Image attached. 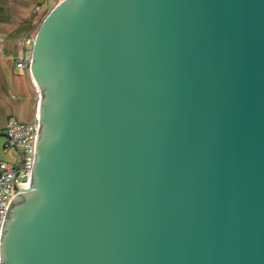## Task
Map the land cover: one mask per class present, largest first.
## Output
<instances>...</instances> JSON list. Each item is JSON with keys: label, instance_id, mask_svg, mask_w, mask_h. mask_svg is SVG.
I'll return each instance as SVG.
<instances>
[{"label": "water", "instance_id": "water-1", "mask_svg": "<svg viewBox=\"0 0 264 264\" xmlns=\"http://www.w3.org/2000/svg\"><path fill=\"white\" fill-rule=\"evenodd\" d=\"M31 50L0 264H264V0H62Z\"/></svg>", "mask_w": 264, "mask_h": 264}, {"label": "rangeland", "instance_id": "rangeland-1", "mask_svg": "<svg viewBox=\"0 0 264 264\" xmlns=\"http://www.w3.org/2000/svg\"><path fill=\"white\" fill-rule=\"evenodd\" d=\"M52 1L0 0V17L3 11L6 22L12 21L11 18L16 20L26 18L27 13L37 9L41 10L39 14H42L48 5L53 6ZM4 32L0 23V40H2L0 42V161L10 164L13 162V153L5 154L2 150L5 144L2 126L9 117L19 122L30 118L35 110V93L28 72L16 68L15 61L19 58L18 49L8 48L7 37L2 36Z\"/></svg>", "mask_w": 264, "mask_h": 264}, {"label": "built area", "instance_id": "built-area-1", "mask_svg": "<svg viewBox=\"0 0 264 264\" xmlns=\"http://www.w3.org/2000/svg\"><path fill=\"white\" fill-rule=\"evenodd\" d=\"M62 0H56V5ZM2 42V40H0ZM33 40H24L18 43V56L15 61L17 69L29 71L31 64V49ZM33 85V84H32ZM38 102L39 94L33 85ZM38 118L35 112L29 122H18L9 118L4 130V152H13V162L0 161V241L7 210L13 201L14 192L28 189L31 181V171L34 159L35 136ZM18 178V179H17ZM24 179V180H20ZM16 180V181H15Z\"/></svg>", "mask_w": 264, "mask_h": 264}, {"label": "crops", "instance_id": "crops-1", "mask_svg": "<svg viewBox=\"0 0 264 264\" xmlns=\"http://www.w3.org/2000/svg\"><path fill=\"white\" fill-rule=\"evenodd\" d=\"M52 2H53V6L48 5L47 9L44 10V12L42 14H39L41 10L37 9V10H34V12H31L29 14L27 13L26 18H20L19 20L11 18L12 21H10V22H8V21L6 22V20H5L6 16L3 17V15H4V11H3V13L0 17V23H1V29H3L5 32L2 36L6 35V37L8 39L7 43H8L9 49L10 48L13 49V47L17 48L18 47L17 44L23 40H31V39L33 40V38L36 34V31L38 29V26L40 25V23L42 22L44 17L47 15V14L45 15V13L47 11L50 12L56 6V0H53ZM38 23H39V25H38ZM34 93H35V91H34ZM36 108H37V99H36V94H35V110L33 112V115L24 122H29L32 120V118L35 115ZM9 118H13V117H9ZM13 119H15V118H13ZM6 123H7V121H6ZM6 123H4V125L2 126V130H1L3 136H4V130L6 127ZM2 150H3V148H2ZM4 153L9 154V153H13V152L9 151V152H4ZM13 156H14V153H13Z\"/></svg>", "mask_w": 264, "mask_h": 264}]
</instances>
